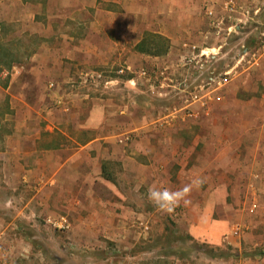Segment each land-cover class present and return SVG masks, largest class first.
<instances>
[{"label": "rangeland", "instance_id": "rangeland-1", "mask_svg": "<svg viewBox=\"0 0 264 264\" xmlns=\"http://www.w3.org/2000/svg\"><path fill=\"white\" fill-rule=\"evenodd\" d=\"M244 3L250 11L249 21L242 17L237 27L212 36L204 46L208 49L200 46L194 50V54L200 51L206 54L201 70L185 63L192 54V46L188 45L161 53L165 55L158 64L143 57L142 69L156 76L154 90L139 78V91L128 89L120 78L130 74L118 75L121 67L115 65L109 69L111 73L104 75L117 79V83L107 88L85 86L75 77L60 84L57 91L67 103L78 100L85 111L93 98L106 103L104 109L108 112L96 118L101 120V117L107 123L102 122L104 125L95 130L73 131L74 137L86 140L108 136L117 142L123 135L128 149L140 150L139 161L145 165L144 152L154 145L167 156L176 153L181 159L188 154L181 165L168 162L170 173L183 166L185 170L206 168L208 184L223 177L228 183L227 192L216 193L215 198L219 201L225 197L227 206L224 210L218 207L214 210L217 220L228 223L221 244L197 240L183 232L177 226L180 207L172 213L162 212L154 208L148 193L133 191L128 193V198L138 204L141 216L126 230L124 239H113L107 230H101L97 236L83 241L74 233L73 225L61 232L46 224L48 218L61 215L45 217L36 229L37 233L47 235L43 239L46 247L41 238L38 242L42 244L38 246L47 252L49 264H264V38L260 36L264 30V0ZM3 18L0 19V135L12 125L15 112H19L18 122L27 114L29 120L39 122L42 127L53 124L62 128L67 123L87 120V112L69 116L71 112L60 111L55 103L58 97L53 93L56 85L52 90L47 88L54 75L33 69L43 45L48 48L45 51L42 47L46 56H57L53 50L55 35L46 31L45 17L37 15L32 20L22 15L13 21L15 18L5 14ZM230 24L236 23L231 21L227 25ZM201 41L199 38L195 43L199 45ZM227 71L232 76L227 85L218 88L208 85L212 74ZM200 87L204 89L199 95L212 89L204 104L193 103L191 99V94ZM94 90L97 91L92 93ZM48 94L53 96L50 98ZM140 124H144V129L135 130L134 126ZM55 131L60 134L59 130ZM55 133L53 137H57ZM119 169L117 162L105 165L108 174ZM193 197L202 198L203 193L191 192L188 198ZM195 210L199 211L190 208V214ZM33 258L34 263L40 264V255Z\"/></svg>", "mask_w": 264, "mask_h": 264}, {"label": "crops", "instance_id": "crops-1", "mask_svg": "<svg viewBox=\"0 0 264 264\" xmlns=\"http://www.w3.org/2000/svg\"><path fill=\"white\" fill-rule=\"evenodd\" d=\"M244 1L249 0H236L247 9ZM225 4L226 0H2L0 19L5 14L15 18L13 21L22 15L32 20L37 15L45 17L46 31L55 35L53 50L57 56H46L44 48H48L43 45L33 69L54 75L55 79L49 82L56 84L53 93L60 98V84L79 79L84 72L109 74L115 65L129 69L126 74L130 75L120 80L128 89L139 91L135 73L142 70L143 57L158 64L165 54L153 55L140 51L138 46L153 50L161 37L167 41L165 52L188 45L208 49L204 46L210 38L227 30ZM199 38L202 41L197 45ZM132 79L134 85L129 82ZM90 102L87 111L78 100L66 102L67 110L61 107L60 111L71 112L69 116L87 112L88 119L67 123L62 128L53 124L42 127L29 120L27 114L18 122L19 112H15L12 125L0 135V264H36L33 257L37 255L40 264H49L43 248L47 235L37 233L36 229L48 216H66L83 241L97 236L101 230H107L113 239H124L126 230L141 216L138 204L129 200V192L148 193L153 185L177 190L194 180L201 182L191 192H202L203 197L188 198L191 202L186 206L181 203L177 226L194 239L221 244L228 223L217 220L214 210L227 206L225 197L219 201L215 198L216 193L227 192L228 183L223 177L208 184L206 168L185 170L183 166L170 173L168 162L183 163L188 154L181 159L176 153L167 156L154 145L144 152L145 165L139 161L140 150L128 149L123 135L116 138L117 142L108 136L86 140L74 137L73 131L95 130L107 123L101 117L97 120L108 112L104 109L106 103L94 98ZM144 127L134 126L135 130ZM54 133L57 137H53ZM106 162H117L120 169L108 174ZM140 201L142 204L143 200ZM190 208L199 211L190 214ZM40 238L42 247L38 246Z\"/></svg>", "mask_w": 264, "mask_h": 264}, {"label": "built area", "instance_id": "built-area-1", "mask_svg": "<svg viewBox=\"0 0 264 264\" xmlns=\"http://www.w3.org/2000/svg\"><path fill=\"white\" fill-rule=\"evenodd\" d=\"M262 6H264V3L262 4ZM225 10L227 12V20L225 21L224 18V22L231 23V21L235 22L236 24H230L227 27L226 32L230 31L232 28L237 27L238 23H242V17L246 19V21H249L251 19L250 16V11L248 9H244L242 6L238 5L236 0H226V4H225ZM260 10V9H259ZM258 11H254V15H257ZM222 20V21H223ZM217 23V22H216ZM235 25V26H234ZM260 36L264 38V30L262 32H260ZM192 54L186 57V64L187 65H192L194 64L195 67L199 70H201L204 66L203 64V57L205 54L204 51H200L199 54H194V50L196 49V47L192 46ZM127 72H130L128 68H121L117 71V74L122 76L124 74H126ZM231 72L227 71V72H222V73H218L216 75L212 74L209 78L210 83H208L209 86H212V84H214L217 88L219 87H223L224 85H227L231 80H232V76L230 75ZM135 77L141 79V80H145L147 83L150 84V87L152 88V90H154V81L156 76L153 74H149V72H147L146 70L142 69L139 70L137 73H135ZM81 81L80 83L85 85V86H100L102 85L104 88H107L108 86L112 85L113 83H117L116 79H109L107 78L103 73L98 72V71H89V72H84L83 74H81V77L79 78ZM129 82H132V84L134 85V80H130ZM55 83L54 82H50L47 86V88L49 90H52L55 88ZM201 89L197 91V89L191 94V99L192 102H201L202 104H204V102L207 100V98L209 97V95H211V90L210 88L207 89L208 91H205L203 94L199 95V93H201V91L204 89L202 87H200ZM206 89V88H205ZM56 105L61 108L63 107L64 110H67V106H66V100H64L63 97L57 98L55 101ZM46 224L50 227H52L55 230L61 231V232H65L68 231L71 227V224L69 222V220L65 217V216H58L56 219L55 218H48L46 220ZM145 229H147V226H145Z\"/></svg>", "mask_w": 264, "mask_h": 264}, {"label": "clouds", "instance_id": "clouds-1", "mask_svg": "<svg viewBox=\"0 0 264 264\" xmlns=\"http://www.w3.org/2000/svg\"><path fill=\"white\" fill-rule=\"evenodd\" d=\"M201 181L194 180L177 190L158 189L154 185L148 189V199L162 212L172 213L183 203L185 206L191 201L188 199L194 186Z\"/></svg>", "mask_w": 264, "mask_h": 264}, {"label": "trees", "instance_id": "trees-1", "mask_svg": "<svg viewBox=\"0 0 264 264\" xmlns=\"http://www.w3.org/2000/svg\"><path fill=\"white\" fill-rule=\"evenodd\" d=\"M157 42H158V45H155L156 47H154L153 50L148 49L149 47H146V45H140V46H138V49L140 51L151 53L153 55H160L161 53H164L166 51L167 41L161 37H158ZM9 66H12V64ZM107 179H109V178H107Z\"/></svg>", "mask_w": 264, "mask_h": 264}]
</instances>
